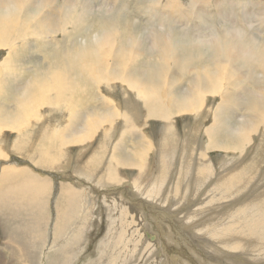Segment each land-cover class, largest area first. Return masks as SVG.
Returning <instances> with one entry per match:
<instances>
[{
	"label": "bare ground",
	"instance_id": "obj_1",
	"mask_svg": "<svg viewBox=\"0 0 264 264\" xmlns=\"http://www.w3.org/2000/svg\"><path fill=\"white\" fill-rule=\"evenodd\" d=\"M24 2L27 5L26 17L20 18L14 24H10L7 27L0 25V49H8V56L0 61V95H11V99L7 100V103L0 99V222L3 225L2 227H8L6 236L4 235L0 241L6 248H13V258L16 257L17 259H21V262L24 264H41L42 258L45 257V249H42V252L34 251L36 245L35 241L45 247L50 236L48 230L50 229L51 217L49 212H47V208L49 204L48 198L51 196L52 190H54V188L52 189L53 186L51 185V181L37 175L28 168L22 167V164L16 162L14 158L11 157L12 153L10 154V152L14 153L16 150L19 154L23 153V156L27 154L37 165L58 169L65 163L62 160L63 158L65 159L68 148L76 146L85 149L87 153L85 158L82 157L79 159V163L74 162L75 166L73 168L76 173H79L80 176L85 177L87 180H91L90 178L97 179V176H99V184L107 188L120 186L128 181L129 185H127L130 186V189L129 191H125V193H129L128 195L134 199L136 198L138 201L137 203H135V200L134 203L125 202L123 199L124 191L121 190V192H116L114 191L115 189L109 191L112 194L110 197L102 198V200L105 199L106 202H108L106 206L108 210L106 227L108 226V230L112 229V224L114 222L112 216L114 211L112 209L114 207L117 208L118 202H124L138 209L133 210L134 212L131 215L128 211L126 213L123 211L121 212L122 216H126L125 231L119 233L115 238L113 235H110L108 240L103 241L100 251L104 254H101L99 258L101 259L107 253V250L111 255L116 253V250H126V255L137 253L136 243L138 239L139 241H147V244L151 241L152 250H150L151 253H154L153 250L156 251V248H158L156 238L151 236L150 231H147L143 225L141 226L140 223H136V218L141 215L142 207L148 209V201H152L154 204L160 203V210L164 211L170 219L179 221V219H177V214L180 215L183 213L184 209L177 210L176 207H174L175 210L171 208L167 209L170 206L172 207L175 203H171V200L168 203L164 202V197H160V195L164 194L167 196V199H170L171 194L169 195L167 192L170 182H172L170 190L174 196L184 195L179 194L181 193L179 191L183 185H188L187 181L192 175L195 174L197 179L203 180L204 177L202 178L201 176L209 174L210 167L206 163L202 167L196 168L194 171L192 169V163L195 159L193 156H188L183 153L181 156L183 164H180V169L178 170L177 168L172 175L174 165L172 163L174 158H172L173 152L172 155H170L168 149L176 144L172 137H170V133L175 132V130L170 132L166 129L167 136L163 139L158 137L160 140V150L157 155H155L157 158V168L152 173V176H149L148 173V171L151 170L148 169L151 154L155 148L151 143L150 148H139L134 154H131L129 152L125 153L123 148H120L118 141L115 140L116 144L113 147V149L115 148L114 152L112 155L108 156L104 151L105 144H95L94 141L100 134H104L105 138L109 136L108 131L115 128L114 123L117 116L122 120L120 123L122 125L125 124V128L136 127L138 124L135 120L137 112L135 105L131 102V98H134L146 109L147 118H158L165 123L172 122L177 116L180 117L189 113L201 114L202 112L212 111L215 124L205 130L209 137L207 148L209 150L235 149L236 151H240L244 147L249 156V148L257 142L260 143L264 140V135L259 132L260 130H264V102L257 103L249 110L248 118L251 120L248 119L242 122L240 124L239 134L235 135L232 132V127L236 124L234 118L236 117L234 116L236 107L233 106V100L239 96V93L236 91L238 87L242 86L241 90L243 89L246 93H249L251 92L249 85L254 83L253 85L256 84L255 87L258 88L257 92H260L264 91V83H261L259 76L254 72H250L241 67L238 62L237 54H229L227 52L202 53L198 50H186L177 54L174 59L165 60L159 51L154 50L153 40L150 35V47L149 45L148 47L145 46L140 38L141 36L125 37L129 30L125 25L127 23H122V21L121 23L124 27L118 25V22L115 23L111 21L119 27L120 36L114 41L113 46L106 48L101 53L98 59L94 57H88L82 60L70 59L69 53L77 47L78 41L86 36L80 35L79 32L82 33L89 29L91 31L92 28L99 30V28L96 27L98 26L97 24L96 26L91 25L89 27L90 22L86 23L87 19L90 20V16L97 13L99 10L96 12L94 8H92L93 6L82 3L80 0H24ZM199 2L208 5L210 0H190L188 10L182 9V7H184L182 5L184 4L183 0H149L147 8L151 9L152 19L154 21V17H157L159 20L158 22L166 21L168 24L170 21L169 19L173 18L174 14L182 16L187 15L186 13L189 12L200 18L202 12L200 11V13L197 7ZM241 3L242 1L240 4ZM105 4H107L106 9L110 8L113 11L117 7L116 0H105ZM250 4L252 3L250 2ZM130 5H127V7ZM200 6L204 5L201 4ZM246 6L247 5H245V7ZM131 10L133 9L131 8ZM251 10L253 9L251 8ZM260 10L264 11V8L262 7ZM137 14L139 13H136V15ZM33 15H36L34 20L28 18ZM102 18L103 17H101V19ZM91 21L93 22V20ZM237 22L231 21V23ZM105 23L100 22L101 28L106 26ZM258 27L257 30L253 32V38L258 44L264 45V39L259 38V36L255 34V32H259ZM90 33L91 32H89L88 35ZM58 35H63V40L65 41L62 53L60 51L63 56L57 55V57H54L55 55H51L49 57L39 52V50H32L31 45L29 51L28 40L30 38L47 41ZM130 37L138 38V44L131 50V54H129L127 48V40ZM20 47H25V49H21ZM33 51L34 53H32ZM30 54H32L31 57ZM205 56L207 57V62L198 65L197 62H199V59ZM10 67L15 69L14 73H10L6 70ZM29 68L33 71L30 75ZM192 71L194 75L188 83L189 87L184 90L183 93L175 91V85L177 83L182 84V82L187 79V74L192 73ZM16 81L19 82L17 86L14 85ZM32 82H35V86L28 90L25 95V89L28 84ZM114 83L120 84L124 96L127 98L125 109L122 110L113 99L104 96V102L106 100L110 103L111 110L102 109L103 104H101L100 108L92 107L90 108L91 111H88L87 109H89V106H93L92 103L94 102L91 86H93V88L97 87L98 91L101 92L103 86H107L110 89L114 87ZM109 85H113V87ZM233 95L236 97L231 100L227 99L228 96ZM213 99H219L220 102L214 107L208 106V103H211ZM46 107L49 109L52 108L55 113L64 116V128L63 125L52 127L47 123L48 116L41 113V110ZM74 114L77 115L75 118ZM241 114L242 113H240V115ZM72 121L75 125L66 129L68 124ZM221 128L227 129L226 131L229 134V139H227L226 142L224 140L222 141V139L218 141L217 135ZM12 133L16 135V138L14 137V142L9 141V134ZM221 136L223 135L221 134ZM224 139H226V137ZM142 143L143 141L138 145ZM94 144L97 146L94 149L95 152L92 153L91 147H95ZM6 147H9V149ZM205 151H202L197 157L199 161L203 162L206 159L207 152ZM67 163H69V161H67ZM63 167L64 166L61 168ZM93 167L96 171H94L95 169H93ZM98 168L99 174L96 175ZM232 168L233 166L231 169ZM124 170L135 171L133 173H137V177L134 176V179L127 177V179H125V177L121 175V172ZM238 171L235 172L238 173ZM245 172L243 173L245 174ZM250 172L252 173V171ZM224 178L230 180L232 182L231 185L228 184L229 182L225 183L228 186L225 188L223 187L224 189L216 185V189L218 188L219 190L222 189L223 191L231 192L234 187L248 189V185L254 184L252 180L248 179L244 180V185H241L242 183L240 184L239 179L234 178L233 173H227ZM144 179L147 181V184L144 183ZM221 180L224 181L223 178ZM79 181L81 182V180ZM216 182H218V180ZM174 187L177 189L175 190ZM196 190H198V188ZM239 191L240 190H238V193ZM219 193L223 199L227 198V194L223 192ZM116 194H118L119 197ZM58 195L59 198L55 205L57 220L54 224L53 239L51 240L52 247L49 249V252L51 256H56L55 259H65V264H73L74 261L80 257L79 252L84 250V247L80 248L78 243L73 241H76L78 236H82V233H89L93 228L95 224L93 221L96 220L94 218L96 203L92 200L95 201L96 199L91 197L92 195H88L85 188L82 187L81 191H77L69 185L62 186L61 192H59ZM81 203L84 206L85 204L87 205L85 206L86 216L82 215L85 217L81 224L82 229L77 226L75 238L71 235V231L70 237L69 235L66 237L65 235L68 234L70 226L75 221L77 212L82 206ZM253 204L255 203L243 206L252 209L250 214H244L239 211V213L235 212L237 214L233 216L230 215L228 219L220 224L222 226L215 229L213 237L216 241L224 243L223 251H217L215 253L217 257H219V260L234 259L237 263H240L241 259L234 258V254L239 251V248L225 243L245 244L244 239L249 237L257 238L264 233V212L258 213V211L253 208L256 204ZM167 205H169V207H167ZM233 213L234 212L231 214ZM90 220L93 223L92 225H88L91 223ZM127 232H129V234H127ZM168 232L169 231H167V233ZM240 235H244L245 237H241ZM235 237H238L240 240ZM62 238L66 242L64 245L60 242ZM252 242L248 241V244ZM84 245H86V242H84ZM131 245L134 247L130 249ZM113 249L115 250L113 251ZM61 251L63 255H61ZM111 257V259H118V255H112ZM133 257L131 258L133 259ZM45 259H48L50 263L53 261L50 259L48 253ZM263 260L264 259H259V261ZM2 262L3 260L0 259V264H3Z\"/></svg>",
	"mask_w": 264,
	"mask_h": 264
},
{
	"label": "rangeland",
	"instance_id": "obj_2",
	"mask_svg": "<svg viewBox=\"0 0 264 264\" xmlns=\"http://www.w3.org/2000/svg\"><path fill=\"white\" fill-rule=\"evenodd\" d=\"M80 1L82 3H87L91 6H93L92 8H94V10L96 12L99 10L97 12L98 14L97 13L92 14L90 16V20L87 19L86 23L90 22L89 27L91 25L96 26V24H97L98 26H96V27H98L100 29L101 28L100 22H102V23L106 22L105 25H107L108 23H112L111 21H113L115 23L118 22L117 24L122 25L123 27H124V25L122 23H127L125 25L127 26L129 31L127 32L125 37H127V36H137V37L141 36L140 38H141L142 42L145 44L146 47H148V45L150 43V37L148 34V28H149V24H150L149 19L150 18L143 14V10H145L147 8V4L149 5V0H127V2H126V0L125 1L124 0H120V1L116 0L117 1V5H116L117 9L115 8V10H114L115 15H113L110 19L104 18V16L102 15V13L104 12V9H106V7H107L106 6L107 4H105V0H80ZM183 1H184V4H182V5L184 7H182V9L188 10L189 9L188 5L190 4V0H183ZM241 1L242 0H210L208 5L205 3L199 2L197 7L199 8V12L200 11L202 12V13L200 12L201 13L200 14L201 19L199 17H196V15H193L189 12H188L189 14L186 13L187 15H182V16L178 15L180 18L174 14V16H176V17L173 16V18H170L168 25L173 29V31L180 34L182 32V30L194 31V30L200 28L202 26V24H201L202 21H207L209 23H215L217 25L221 24L225 20H228L229 22H231V21L242 22V21H245L247 19V16L249 14H251L253 12H261L260 9L262 7L264 8V0H243L244 6L247 5L248 7L247 6L245 7V10H246L245 12L244 11L238 12L237 9H238V6L241 5L240 4ZM250 2L252 4H250ZM201 4H203L204 6H200ZM127 5H130V6L127 7ZM254 5H255V7H254ZM135 6H136V8H135ZM131 8L133 10H131ZM251 8L253 10H251ZM135 11H136V13H139V14L136 15ZM100 12H102V13H100ZM209 15L211 18L209 17ZM114 16H116V17H114ZM191 16H193V17H191ZM205 16H208V17H205ZM101 17H103L105 19V21L103 18L101 19ZM154 19H155V21L152 19L154 22L159 21L157 17H154ZM91 20H93V22ZM174 20H175V24H174ZM121 21H122V23H121ZM256 30H257V28H256ZM93 31H97L96 28H92L91 31L89 29L87 31H83L82 33L81 32H79V33H80V35H84V36L86 35L87 36L89 32H93ZM258 31L259 32H255V34H257L259 36V38L264 39V34H263L264 33V25L259 26ZM49 40L43 41V40L30 38L28 40L29 51H30V45H31L32 50H34V51L39 50V52H41L44 55H47L49 57L51 55H55L54 57H57V55L63 56L61 54L63 51V47L65 46V41L63 40V35H58L57 37L51 38ZM149 47H150V45H149ZM20 48L25 49V47H20ZM34 51L32 53H34ZM60 51H61V53H60ZM31 55L32 54H30V57H31ZM6 56H8V49H0V61ZM206 62H207V57L205 56V57H202V59H199V62H197V63L199 65V64H204ZM30 70L31 69L29 68V75L33 72L32 70L31 71ZM193 75H194L193 71H192V73L187 74V76H188L187 79L184 80L182 82V84L177 83L174 87V90L177 92L183 93L184 90H186L189 87L188 83L190 82V79L193 78ZM188 78H189V80H188ZM18 83L19 82L16 81L14 83V85L17 86ZM253 84L254 83L249 85V89L251 91L257 89L256 91H258V88L255 87L256 84L255 85H253ZM113 85H114V87H113ZM113 85H109V86L113 87L110 89L107 86H103L101 92L98 91L97 87L93 88V86H91V92H93L94 102L92 103L93 106H89V109H87V110L91 111L90 108H92V107L100 108L101 104H103L102 109L111 110L110 103L107 102L106 100L104 102V99H103L104 96L113 99L117 103V105L122 110H124L126 107L127 98H125L120 84L114 83ZM121 91L123 94L121 93ZM242 91L244 93H246L243 89H242ZM234 97H236V96L235 95L228 96L227 99L231 100ZM0 99H1V101H5L7 103V100L11 99V95L10 94L9 95L8 94L0 95ZM210 99H212V98H210ZM219 99L211 100V103L209 102L208 106H210V107L216 106L218 104V102H220V100H221V99L220 100ZM131 102L136 107L137 117L135 120H136V123L138 122L136 127L125 128V126H124L125 124L122 125L120 123L122 120L120 118H118V116H117V118H115V123H114L115 128H113L111 131H108L109 136L107 138H105L104 134H100L96 138V140L94 141L95 144H98V143L105 144L104 151L106 152V154L108 156L112 155L114 152L115 148L113 149V147L116 144L115 140L118 141L120 148H123L125 153L129 152L131 154H134V152L139 148L140 149H144L145 147L150 148V143H151L155 148H154L153 153L151 154L150 165L148 167V169H151V170L148 171V173H149V176H152V173L157 168V163H156L157 158L155 157V155H157V153L160 150L159 138L163 139L167 136L166 129L169 130L170 132L172 130H175V132L170 133L171 134L170 137H172V139L176 142V144L169 147V149H168V152L170 155H172V152H173L172 158H174L173 163H172V164H174L172 175L175 173L177 168H178V170L180 169V164H183V160L181 158L183 153L187 154L188 156H193V158L195 159L196 162L194 161L192 163L193 164L192 169L194 171L196 170V168L198 169L207 163V165L210 167V173L202 175L201 177L202 178L204 177L203 180L197 179L196 178L197 176L195 174H193L192 177L187 181L189 187H188V185H183L179 191V192H181L179 194H184V195H175L174 196L172 194V192L170 190L172 182L169 183V189L167 191L169 195L171 194L170 199L169 198L167 199V196H165L163 193H162L163 195H160V197H164V202L168 203L171 200V203H175L172 207L171 206L169 207V205H167V207H169L167 209L171 208V209L175 210L174 207H176L177 210L182 209V208L184 209L183 213H181L180 215L177 214V216H178L177 219H179V221H176V219H170L164 211L160 210V208H159V207H161L160 203L154 204L152 201H148V209L145 207H142V210H141L142 216L140 215L139 217L136 218V223H140L141 226L143 225L147 229V231H150L151 236H154L156 238V242L158 243L157 244L158 248H156V251L153 250L154 253H151V250H152V242L151 241L148 242V244H147V241H144V240L139 241V239H138V241L136 243L137 253H134L131 255H129V254L126 255V250H122V251L116 250V253H114L112 255H116V256L118 255V259H111L112 255L109 254V252L107 250V253L100 259L99 256H101V254H102L100 249H101V244L103 243V241L108 240V237L110 235H113L115 238L116 236L119 235V233L125 231L126 216L125 217L122 216L121 212L123 211L126 213L128 211V213L131 215L134 212L133 210L138 209L137 207H132L128 204H125L124 202H120V203L118 202L117 208L114 207L112 209L114 211L112 213L113 220H114V222L112 224L113 225L112 229L108 230V226L106 227V216L108 213L106 206H107L108 202H106L105 199L102 200V198L103 197H110L112 194L109 191H113L115 189L114 191H116V192H121V190L124 191L123 199L125 200V202H129V203L133 202L134 203V200H135V203H137L138 201L136 198L134 199L133 197L128 195L129 193L128 194L125 193V191H129V189H130L129 188L130 186H128L129 182L127 181L128 183L126 182L123 185L107 188V187H104L101 184H99L100 183L99 176H97V179L90 178L91 180H87V179H85V177L80 176L79 173H76L74 171L73 167L75 166V163H79V159H81L82 157H84V158L86 157L87 153H86L85 149H83V148H78L76 146L69 147L67 154L65 155V159L63 158V160H62L67 165L65 163L62 164L58 168L59 170L56 168L51 169V168H48L45 166L37 165L34 162V160L31 159L27 154H25L23 156L22 155L23 153L19 154V152H17L15 149L11 148L12 150H15L14 153L10 152V154L12 153L11 157H13L16 162L22 164V167L30 169L32 172L36 173L37 175L44 177L46 179H49L51 181V185L53 186L52 189L54 188V190H52V192H51V196L48 198L49 204H48V208H47V212H49L50 217H51L50 229L48 230V234L50 235L49 239H48L49 242L47 241L46 246L43 247L41 244H39L35 241L36 245L34 247V251H37V252H42V249H45V252H44L45 257L48 253L50 259H52L53 261H52V263H50L48 261V259H45V257H44V258H42L41 264H65L64 263L65 259H55L56 256H54V255L51 256L49 249L52 247V241L51 240L53 239V233H54V227H55L54 224L57 220V216H56L57 213H55L56 212L55 205H56L57 199L59 198L58 193L61 192V187L66 186V185H69L71 188H74L77 191H81V188L83 187L86 189L88 195H90V196L92 195L91 197L96 199L95 201L92 200L93 202L96 203L95 208H94V218L96 220L93 221V222H95V224L92 228L93 230L91 229V231L87 234L82 233V236H78L79 238L77 237L76 241L75 240L73 241V242L78 243V246L80 248L84 247V250L82 252L81 251L79 252L80 253L79 259H76L73 264H87V263L88 264H115V263L116 264H264V260L259 261V259H264V233H262V235L260 237H257V238L249 237V238L244 239L245 244H247V245H245V244H232V243H228V242L225 243L227 245L236 246L239 248V251L236 254H234V258L235 259H241L240 263H237L234 259L233 260L232 259L231 260L230 259L219 260V257H217V255L215 253L217 251H219V252L223 251L224 243L220 242V241H216L215 238L213 237V233L215 232V229L217 227L222 226L220 224L223 223L226 219H228L230 215L233 216L234 214H237L239 212L244 213V214H250L252 212V209L247 208V207H243L247 204L255 203L256 205L253 204V205H255V207L253 206L254 210L258 211V213L264 212V209H263L264 208V171H263L264 170V140L260 143L257 142L251 148H249L250 149L249 150V152H250L249 156L247 155L246 148H244V147L240 151H236L235 149L234 150H222V149L209 150L207 148L208 144H209V137L207 136L205 130L207 128H209L210 126H213L215 124V122L213 121L212 111L211 112H202L201 114H199V113L190 114L189 113V114H186L185 116H180V117L177 116L174 118V120H172V122L170 121V122L165 123L164 121H162L158 118H147V116H146L147 111L144 107H142L143 105L134 98H131ZM41 113L45 116H48L47 123L50 126L59 127L60 125H63V128H64L65 119H64V116H62V114L55 113L52 108L49 109L47 107L43 108L41 110ZM240 113H242V114L244 113L245 115L244 114L240 115ZM248 115H249V111L245 113V109L243 106H241L239 109L235 108V115L234 116H236V117H234V118H235L236 123L240 119H243L241 121V123L250 119V118H248L249 117ZM76 116L77 115L74 114V118ZM74 118H73V121H74ZM148 120H152V121H148ZM73 121L68 124L66 129L71 128L72 126L75 125L73 123ZM107 126H109V125H107ZM164 129H165V131H164ZM226 130L227 129H224V128H221L219 130V133L217 135L218 141H219V139H222V141L224 140L226 142V140L229 139V136H228L229 134L227 133ZM263 131L260 130L259 132H261L264 135ZM150 132H153V133H150ZM220 133L223 136H221ZM223 133H225V134H223ZM12 134H9V141L10 142H14L15 141L14 137L16 138V135H14V134L12 135ZM224 135H225L226 139H224L225 138ZM118 136H119V138H118ZM219 136H221V137H219ZM151 138H152V140H151ZM263 139H264V137H263ZM141 141H143V143L141 145H138ZM155 141H157V142H155ZM96 146L97 145H95V147H91L92 153L95 152L94 149L96 148ZM6 148L9 149V147H6ZM205 150H207V151H205ZM202 151L207 152V157L203 162L199 161L197 158L200 155V153H202ZM23 160H25V161H23ZM66 160L69 161V163H67ZM248 162H250V163H248ZM177 163H178V165H177ZM151 165H152V167H151ZM185 165H187V164H185ZM62 166H64L66 169L64 167L61 168ZM71 166H72V168H71ZM230 166L231 167L233 166V168L231 169ZM93 169H95V168L93 167ZM128 170H124L123 172H121V175L123 177H125V179H127V177L131 178V179H134L133 178L134 176L137 177V173H133L135 171H128ZM234 170L236 172L238 170L239 171H238V173H236ZM94 171H96V169ZM98 171H99V168L96 172L97 173L96 175L99 174ZM250 171H252V173ZM261 171H262V173H261ZM243 172H245V174ZM247 172H249V173H247ZM131 173H133V174H131ZM227 173H233L234 178L239 179L240 184L242 183L241 185H244L243 184V182L245 183L244 180H248V179L252 180V183H254V184L248 185V189L245 188L246 190L245 189H239L238 187H236V188L234 187L233 191H231V192L223 191L222 189H224L225 187L228 186L225 183L229 182L228 183L229 185H231V183H232L230 180H226L227 178H224ZM78 174H79V176H78ZM220 176H221V179L222 178L224 179V181L220 179ZM243 176H244V178H243ZM80 177H81V179H80ZM251 177H253V178H251ZM257 178H259V179H257ZM82 179H84V180H82ZM79 180H81V182ZM217 180H218V182H216ZM71 183H73V184H71ZM93 183H94V185H93ZM144 183L147 184V181L145 179H144ZM207 183H209V184H207ZM216 185H219V187L222 189H220V190L218 188L216 189V187H215ZM197 188H198V190H196ZM199 188H201V189H199ZM213 188H215V189H213ZM174 189L176 190L177 188L174 187ZM217 190H218V192H217ZM238 190H240L239 193H238ZM219 192H223V193L227 194V198L223 199V197L220 195ZM233 192H235V193H233ZM236 193H237V195H236ZM116 195L118 196V194H116ZM95 196H97L98 199ZM253 197H254V199H253ZM260 197H262V198H260ZM214 201H219L220 203L214 202ZM235 203H236V205H235ZM81 205L82 206H81L80 210H78V212H77V216H76L75 221L70 226V230H69L68 234L65 235L66 237H67V235H69V237H70V231H71V235L75 238L76 227L79 226L81 228V224H82L83 220L85 219L84 216H86L85 206H87L86 204L84 206L82 203H81ZM149 205H150V207H149ZM256 206H258V207H256ZM157 208H159V209H157ZM232 212H234V213L231 214ZM235 212H237V213H235ZM82 215H84V216H82ZM90 222H91V220H90ZM92 224L93 223L91 222L88 225H92ZM160 224H161V226H160ZM2 226L3 225L0 222V239H2L4 237V235L6 236V231L8 229V227L5 228ZM4 229H5V231H4ZM167 231H169V232L167 233ZM127 234H129V232H127ZM244 235L243 236L240 235V236L245 237ZM246 236H248V235H246ZM80 238H82V239H80ZM235 238L240 240L238 237H235ZM252 240H253V242H252ZM248 241H250L252 243L248 244ZM60 242L63 245L66 244V242L63 238L61 239ZM84 242H86V245H84ZM133 247L134 246L131 245L130 249ZM114 250L115 249H113V251ZM113 251H111V252H113ZM13 252H14V250L12 247L6 248V246L0 241V259L3 260V262H2L3 264H5V263L6 264H12V263L13 264H24L23 262H21V259H17L16 257L15 258L12 257ZM61 253H62V251H61ZM61 255H63V253ZM131 257H133V259ZM146 257L148 260L146 259ZM137 260H139V261H137ZM24 262H25V260H24ZM61 262H63V263H61ZM94 262H96V263H94Z\"/></svg>",
	"mask_w": 264,
	"mask_h": 264
},
{
	"label": "clouds",
	"instance_id": "obj_3",
	"mask_svg": "<svg viewBox=\"0 0 264 264\" xmlns=\"http://www.w3.org/2000/svg\"><path fill=\"white\" fill-rule=\"evenodd\" d=\"M26 9L27 5L24 0H0V25L7 27L20 18L26 17ZM237 11H245L243 0ZM143 14L150 18L148 34L153 40L154 50L159 51L165 60L174 59L177 54L186 50H198L202 53L227 52L237 54L241 67L254 72L259 76L261 83H264V45L258 44L253 38V32L256 28L264 25V11L251 13L245 21L238 23L225 20L217 25L202 21L200 28L194 31L182 30L180 34L173 31L166 21L154 22L150 8H146ZM36 15L28 18L34 20ZM102 15L111 18L114 11L110 8L105 9ZM119 36V27L114 23H108L101 29L82 37L78 41L77 47L69 53V58L82 60L94 57L98 59L106 48L113 46L114 41ZM137 44L138 38L136 37H130L127 40L129 54ZM6 70L10 73L15 71L11 67ZM34 86L35 82L29 83L25 89V95ZM241 88L242 86L236 89L239 96L233 100V106L237 109L243 106L246 113L257 103L264 102V91L252 90L249 93H244ZM242 120L240 119L232 127L233 134H239Z\"/></svg>",
	"mask_w": 264,
	"mask_h": 264
}]
</instances>
